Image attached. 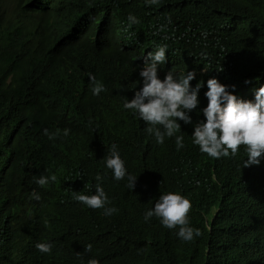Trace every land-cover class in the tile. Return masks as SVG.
<instances>
[{"label":"trees","instance_id":"trees-1","mask_svg":"<svg viewBox=\"0 0 264 264\" xmlns=\"http://www.w3.org/2000/svg\"><path fill=\"white\" fill-rule=\"evenodd\" d=\"M9 1L0 0V47L11 53L49 44L73 15L89 20V34L82 44H54L74 70L45 99L33 97L17 76L0 89V264H88L93 258L99 264H239L237 218L244 209L264 208L256 178L264 177V158L243 167V146L235 157L211 158L191 134L205 119L201 100L208 79L243 94L255 82L254 89L264 85V0H44L30 7L29 26L19 31L4 24ZM129 14L139 23L132 24ZM160 46L167 49L158 69L178 76L194 72L192 87L202 82L197 108L189 113L192 123L177 121V135L184 137L180 150L175 137L158 144L138 114L123 107L142 87L133 76ZM89 75L106 91L93 95ZM254 89L247 98L254 99ZM44 129L59 135L49 139ZM113 144L128 174L137 175L131 190L127 176L117 181L106 167ZM97 174L104 177L106 206L118 209L113 215L75 199L95 193ZM52 175L54 182L36 183ZM168 192L191 201L189 225L201 232L192 241L155 216L144 219ZM255 240L256 264H264V223ZM35 242L51 243V252H39ZM87 244L91 252L84 250Z\"/></svg>","mask_w":264,"mask_h":264},{"label":"clouds","instance_id":"clouds-1","mask_svg":"<svg viewBox=\"0 0 264 264\" xmlns=\"http://www.w3.org/2000/svg\"><path fill=\"white\" fill-rule=\"evenodd\" d=\"M43 1H9L4 24L8 26L12 23L13 30L17 31L26 29L29 21L25 18V14L30 11L33 4L38 6ZM147 2L156 5L160 0H147ZM128 20L132 24L139 23L137 17L132 14H129ZM88 26L89 20L86 17L73 15L58 28L57 32L52 34L49 44L37 50L30 53H11L6 48L0 47V89L17 76L19 81L29 88L28 91H31L33 97H37L38 100L48 97L47 93L53 92L54 83L63 81V77L66 78L67 74L74 70V64L70 58L54 44L61 39L82 44L86 35L89 34ZM124 46L127 48L128 44ZM166 49V46H160L154 52H148L142 69L133 76L134 81H142V87L134 92L131 99L124 101L123 107L134 110L138 114V120L144 121L147 125L145 131L154 136L158 144H163L166 137H175L176 148L180 150L184 147V137L177 135L182 132L181 125L177 121L182 120L185 124L192 123L189 113L197 108L198 92L202 82L197 81L195 87H192L190 81L195 78L194 72H184L178 76L172 70L166 73L167 70L158 69V66L165 63ZM116 56H120V53ZM158 72L166 73L163 80L158 77ZM89 80L92 82L93 95L106 91L104 85L97 81L95 76L89 75ZM255 84L256 82L250 86L248 92L254 89ZM247 94L227 89V86L221 84L216 78L207 80V91L201 100L205 119L194 125L191 134L193 143L199 146L202 153L215 159L230 155L235 157L243 146L247 156V159L242 162L243 167L258 165L264 158V85L254 89V99L247 98ZM69 131L64 129L63 135L67 136ZM43 132L49 139L59 135V133L50 134L47 129ZM104 159L106 167L112 171L115 180L120 181L127 176V188L131 190L135 187L137 175L128 174L115 144L111 146L109 154ZM256 178H258L257 189L264 200V177L256 173ZM103 179L104 177L97 174L95 193L78 194L75 199L89 208L104 209V215L110 216L118 212V209L106 206L110 204V200L101 186L100 181ZM49 180L54 182L56 176H40L36 179V183L43 187L49 183ZM31 195L37 201L41 199L36 192ZM191 208L189 199L179 193L168 192L159 196L154 207L145 212L144 219L148 221L155 216L166 228H178L179 238L192 241L194 237L200 236L201 232L189 225L188 214ZM253 211L244 209L237 218V247L244 248L242 245L245 244L250 247V252L248 253L247 250L246 257L243 259L239 255L243 248L237 250L236 254L240 257L239 264H256L257 249L250 240L256 241L259 226L264 223V208L258 209L257 212ZM0 230H4L3 225H0ZM18 241L22 243L20 236ZM35 247L41 253H49L53 245L47 242H35ZM84 250L91 252L92 245L87 244ZM88 264H99V261L93 258L88 261Z\"/></svg>","mask_w":264,"mask_h":264},{"label":"rangeland","instance_id":"rangeland-1","mask_svg":"<svg viewBox=\"0 0 264 264\" xmlns=\"http://www.w3.org/2000/svg\"><path fill=\"white\" fill-rule=\"evenodd\" d=\"M245 234V233H244ZM241 245H242V243H241ZM242 246H244V248L243 247H241V251L239 252V255H240V257H242V259H243V257H246V252H247V250H248V253L250 252V250H249V246L248 245H242Z\"/></svg>","mask_w":264,"mask_h":264}]
</instances>
